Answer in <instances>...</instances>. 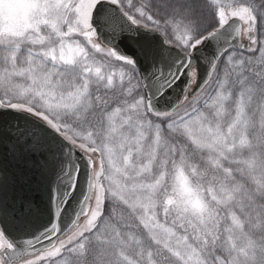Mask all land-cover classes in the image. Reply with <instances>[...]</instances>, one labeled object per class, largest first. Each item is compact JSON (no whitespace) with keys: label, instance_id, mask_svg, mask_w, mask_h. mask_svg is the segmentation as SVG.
<instances>
[{"label":"snow or ice","instance_id":"1","mask_svg":"<svg viewBox=\"0 0 264 264\" xmlns=\"http://www.w3.org/2000/svg\"><path fill=\"white\" fill-rule=\"evenodd\" d=\"M0 113L56 177L0 264H264V0H0Z\"/></svg>","mask_w":264,"mask_h":264},{"label":"water","instance_id":"2","mask_svg":"<svg viewBox=\"0 0 264 264\" xmlns=\"http://www.w3.org/2000/svg\"><path fill=\"white\" fill-rule=\"evenodd\" d=\"M120 47L129 55L136 51L128 41ZM140 63L143 70L146 67L143 59ZM178 91L176 89L169 93V98L174 101ZM26 119L29 118L16 113H0V169L4 170L9 181L7 203L16 217L11 228L15 236L40 231L54 218L50 188L54 186L56 177L52 172L41 173L44 156L23 145H17L15 151L12 150L16 138L8 131V125L14 121L22 124ZM83 167L81 161L82 171ZM29 202L32 205L30 209L27 207Z\"/></svg>","mask_w":264,"mask_h":264}]
</instances>
